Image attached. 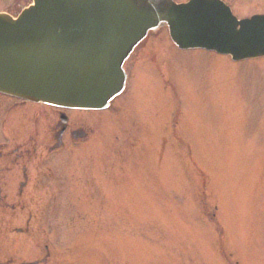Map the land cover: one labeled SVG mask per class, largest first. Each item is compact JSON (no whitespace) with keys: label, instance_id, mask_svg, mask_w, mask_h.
<instances>
[{"label":"rangeland","instance_id":"374dc122","mask_svg":"<svg viewBox=\"0 0 264 264\" xmlns=\"http://www.w3.org/2000/svg\"><path fill=\"white\" fill-rule=\"evenodd\" d=\"M223 1L236 18L264 14V0ZM31 2L0 0V13ZM134 54L127 93L75 115L71 129L90 134L80 147L46 160L43 118L12 131L21 109L8 114L5 131L30 130L42 158L34 199H16L19 179L4 177L0 264H264V58L181 51L165 29Z\"/></svg>","mask_w":264,"mask_h":264},{"label":"water","instance_id":"95a60500","mask_svg":"<svg viewBox=\"0 0 264 264\" xmlns=\"http://www.w3.org/2000/svg\"><path fill=\"white\" fill-rule=\"evenodd\" d=\"M104 3L105 0H35L34 8L24 11L21 21L0 15V47L10 54L0 56V79H7L9 84V89L0 88V91L35 102L73 101L75 107L104 108L122 90L123 61L148 31L155 32L161 27L168 28L172 42L179 49L214 50L230 55L233 60L264 56V17L237 21L216 0H191L182 5H176L173 0H107L104 8L114 9L120 15L117 18L126 24L119 31V39L127 40L122 45L119 66L111 70L102 49L92 50L97 53L94 57L91 54L95 53L84 52L70 57L67 49L50 55L47 50L57 46L53 36L44 40L40 50L34 48L36 24L32 19H38L47 7L60 6L63 12L58 18L54 14L52 22L59 25L56 30L74 34L73 28L78 24L96 25L103 21ZM71 21L77 23L71 27L68 24ZM98 46L101 44H94ZM87 47L77 49L82 51ZM40 53L42 57L33 59ZM117 71L121 73L118 79Z\"/></svg>","mask_w":264,"mask_h":264},{"label":"flooded vegetation","instance_id":"af4514ba","mask_svg":"<svg viewBox=\"0 0 264 264\" xmlns=\"http://www.w3.org/2000/svg\"><path fill=\"white\" fill-rule=\"evenodd\" d=\"M138 53L139 52H136L134 55H138ZM2 100H5L6 103L4 104V108H1L0 110L2 115H4L3 118H0V202L8 198L7 195H2V186L7 183V181H4V177L8 174H14L19 179L15 193L16 199H21V201H24L25 199H34V195L28 194L25 191L28 185L32 183L30 182V178L32 176H37L35 174L36 169H38L36 166H41L39 161V159L42 158V154H40L41 150L39 154L36 150V147H40L41 143L35 139V136H31V131L28 129L22 130L20 139V135H17V133H13V137H10L9 133L4 129L5 124L8 126L11 125V121L8 119V114L16 112L19 108L21 109L20 119L18 123H14L15 126L12 131H18L20 125H28V127L32 128L34 125L31 124L30 121H33L36 118H43L47 129L51 133V137L55 140V143H52L51 146H48V144L43 145L44 148H47L48 152V154H46V160L53 154L69 152L65 151L67 144L70 147H80L82 145L81 141L88 140L90 134L79 127H74L73 130L71 129V125L75 121V115L81 114L75 113L74 110L59 109L42 104L17 101L12 100L11 98ZM18 116L19 115L15 117V120ZM15 120L13 119V121ZM98 126L99 128L96 131V137L102 135L101 130L103 128V123L98 124ZM94 135L95 132L92 136L94 137ZM67 139H70L69 143L66 142ZM10 141H13V146L11 148L8 144ZM53 159L54 157L50 160L51 163ZM32 166V169L35 170L34 173L29 171ZM46 170L51 176L53 175L51 168L48 167ZM31 218V215L28 214L27 223ZM16 232L23 233L20 229H17Z\"/></svg>","mask_w":264,"mask_h":264}]
</instances>
